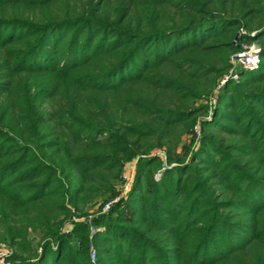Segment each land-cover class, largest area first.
Instances as JSON below:
<instances>
[{
  "label": "trees",
  "instance_id": "16d2710c",
  "mask_svg": "<svg viewBox=\"0 0 264 264\" xmlns=\"http://www.w3.org/2000/svg\"><path fill=\"white\" fill-rule=\"evenodd\" d=\"M262 17L264 0H0L11 263L264 264ZM243 42L255 70L231 63Z\"/></svg>",
  "mask_w": 264,
  "mask_h": 264
},
{
  "label": "built area",
  "instance_id": "2783aa9c",
  "mask_svg": "<svg viewBox=\"0 0 264 264\" xmlns=\"http://www.w3.org/2000/svg\"><path fill=\"white\" fill-rule=\"evenodd\" d=\"M231 63L236 66H241L245 69H250V70H255L259 67L260 65V56H259V48L256 46V48L251 47V45L244 47L243 49H240L233 53L231 55ZM238 76V75H237ZM224 80H222L223 82ZM215 99H213V102ZM195 132L197 135H199V127L195 126ZM159 155H164L159 153ZM135 168H136V159L128 162L126 166L124 167L123 173L121 175L122 178V183L121 184V192L120 195L114 198L112 201L108 202L104 206V210L108 209L109 205L112 202H116L120 197L124 196L127 194V192L130 190L133 177L135 174ZM159 176V173H156V178ZM12 250L5 245L1 244L0 245V264H12L9 256L11 255ZM92 257L94 255L92 254Z\"/></svg>",
  "mask_w": 264,
  "mask_h": 264
},
{
  "label": "rangeland",
  "instance_id": "374dc122",
  "mask_svg": "<svg viewBox=\"0 0 264 264\" xmlns=\"http://www.w3.org/2000/svg\"><path fill=\"white\" fill-rule=\"evenodd\" d=\"M262 18H264V17H262ZM249 45H251V47H253V48H256V44H253V43L248 44V43H245V42L242 43V46H243V47H247V46H249ZM236 67H238V66H236ZM233 70H234V67L230 70V74H228V76L225 77L226 79H227L228 77H230V78H232L233 80H237V78H238L237 75H238V74L235 73V72H233ZM225 78L222 79V80H224L223 82H225V80H226ZM220 81H221V80H220ZM223 82L221 81V84H222ZM198 103H204V101H203V100H199ZM195 106H197V104H195ZM190 141H191V134H182V135L179 137V139H178V143H179L178 145H179V146H180V145H183V144L189 145L188 143H189ZM158 150H160V149H158ZM178 150H179V148H178ZM154 152H157L158 154H159V153L164 154V152H163L162 150H160V151L154 150ZM164 155H165V154H164ZM122 173H123V172H121L120 176L122 175ZM121 180H122V179H121ZM121 184L123 185L122 182H119V187L121 186ZM99 203H101V198H98V199H96V197H95V198H92L91 201H89L88 204H86L85 207L83 208V210H81V211H87L88 213L94 212V211L97 210V207H98ZM77 219L82 220L83 217H80V218H73L72 220H77ZM34 243H35V242H34V240H33V243H32L33 246H34ZM0 245H1V243H0ZM13 251H14V249H13Z\"/></svg>",
  "mask_w": 264,
  "mask_h": 264
},
{
  "label": "water",
  "instance_id": "95a60500",
  "mask_svg": "<svg viewBox=\"0 0 264 264\" xmlns=\"http://www.w3.org/2000/svg\"><path fill=\"white\" fill-rule=\"evenodd\" d=\"M239 38V35L237 34L236 37H235V40Z\"/></svg>",
  "mask_w": 264,
  "mask_h": 264
}]
</instances>
